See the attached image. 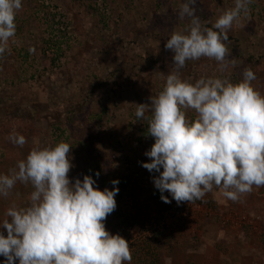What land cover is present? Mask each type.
<instances>
[{
  "label": "rangeland",
  "instance_id": "1",
  "mask_svg": "<svg viewBox=\"0 0 264 264\" xmlns=\"http://www.w3.org/2000/svg\"><path fill=\"white\" fill-rule=\"evenodd\" d=\"M183 2L22 0L16 34L0 55V175L32 148L66 142L73 183L90 175L100 190L119 189L105 227L129 242L131 264H264V186H254L237 202L214 187L191 203L200 211L180 219L173 212L176 201L165 192L172 202L164 203L154 186L159 173L142 166L150 162L145 152L155 141L147 119L136 118V104L150 103L165 85L174 55L165 48L167 39L190 24L178 18ZM234 3L197 0L196 14L202 26L211 27ZM249 9L228 32L234 66L222 74L214 60L188 61L182 79L227 76L238 83L250 68L252 85L264 95V0H252ZM187 116L194 119V111ZM13 132L26 138L23 147L11 142ZM32 191L17 182L8 197L0 196V222L13 204L28 206ZM243 216L247 221L239 222ZM218 231L222 237L216 240ZM224 233L231 234V250L223 244ZM243 250L247 254L237 262Z\"/></svg>",
  "mask_w": 264,
  "mask_h": 264
},
{
  "label": "clouds",
  "instance_id": "2",
  "mask_svg": "<svg viewBox=\"0 0 264 264\" xmlns=\"http://www.w3.org/2000/svg\"><path fill=\"white\" fill-rule=\"evenodd\" d=\"M196 2L181 4L178 18L190 24L172 31L165 44L174 55L162 91L150 103L136 104V118L147 119L148 135L155 141L145 152L150 162L142 166L159 173L153 183L164 203L172 202L165 192L178 205L190 204L214 187L237 202L254 186H264V95L252 85L255 73L244 68L238 83L227 76H202L192 83L181 78L180 69L201 58L214 60L222 74L234 66L228 59V32L248 15L252 0H235L211 27L202 26ZM21 8L22 0H0V55L16 34ZM190 110L194 119L187 116ZM9 139L20 147L27 143L15 132ZM71 150L66 142L34 147L0 175V196L8 197L17 182L33 188L28 206L13 204L0 222L7 232H0L5 264H131L129 242L105 227L119 189L100 190L90 175L73 183Z\"/></svg>",
  "mask_w": 264,
  "mask_h": 264
},
{
  "label": "built area",
  "instance_id": "3",
  "mask_svg": "<svg viewBox=\"0 0 264 264\" xmlns=\"http://www.w3.org/2000/svg\"><path fill=\"white\" fill-rule=\"evenodd\" d=\"M202 209L201 206L196 205V204H189L188 202H184L181 204H177L175 202L174 208H173V212L174 214H176V216L180 219L185 218L186 216L189 215L190 213L196 212V211H200ZM168 215V214H167ZM235 217H238V215H236ZM232 219V218H231ZM229 222L231 221L230 219L228 220ZM247 218L245 216H243V218L239 217V222H246Z\"/></svg>",
  "mask_w": 264,
  "mask_h": 264
},
{
  "label": "crops",
  "instance_id": "4",
  "mask_svg": "<svg viewBox=\"0 0 264 264\" xmlns=\"http://www.w3.org/2000/svg\"><path fill=\"white\" fill-rule=\"evenodd\" d=\"M254 224H256L255 221H254ZM218 232H219V234L217 233V235L215 236L216 240H218V237H219V236L222 237V233H220L221 231H218ZM226 232H228V231H226ZM226 234L231 235L230 233H226ZM226 234L224 233V236H225L224 239L228 242L229 245H228L225 241L223 242V244H224L228 249L231 250V247H232V245H233L234 243H231V241H230V239H229V236L226 235ZM216 240H215V241H216ZM241 246H242V245H241ZM206 250H207V249H204L203 251H200V252L205 254V253H206ZM245 252H246V250H243V251H242L243 255L238 257L239 259L237 260V262L241 261V259L243 258V256H245V255L247 254V253L244 254ZM230 253H231V252H230ZM225 258H226V257H225ZM225 258H224V259H225ZM223 263H226V261L223 260Z\"/></svg>",
  "mask_w": 264,
  "mask_h": 264
},
{
  "label": "trees",
  "instance_id": "5",
  "mask_svg": "<svg viewBox=\"0 0 264 264\" xmlns=\"http://www.w3.org/2000/svg\"><path fill=\"white\" fill-rule=\"evenodd\" d=\"M101 84H102V85H105V84H106V80H105V81H102ZM69 112H71V109L68 110V113H69ZM72 117H75L74 113H72L71 118H72ZM73 120H74V119H72L71 121H73Z\"/></svg>",
  "mask_w": 264,
  "mask_h": 264
}]
</instances>
